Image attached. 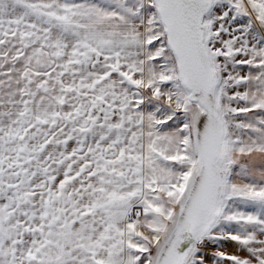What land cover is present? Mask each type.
Listing matches in <instances>:
<instances>
[{"label": "snow or ice", "instance_id": "snow-or-ice-1", "mask_svg": "<svg viewBox=\"0 0 264 264\" xmlns=\"http://www.w3.org/2000/svg\"><path fill=\"white\" fill-rule=\"evenodd\" d=\"M0 264H264V0H0Z\"/></svg>", "mask_w": 264, "mask_h": 264}]
</instances>
